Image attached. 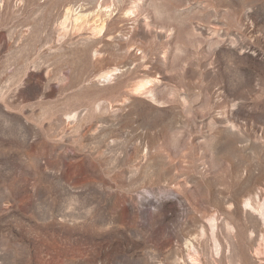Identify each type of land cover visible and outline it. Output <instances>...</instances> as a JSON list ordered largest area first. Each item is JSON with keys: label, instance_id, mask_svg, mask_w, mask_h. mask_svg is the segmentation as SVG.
Here are the masks:
<instances>
[{"label": "rangeland", "instance_id": "obj_1", "mask_svg": "<svg viewBox=\"0 0 264 264\" xmlns=\"http://www.w3.org/2000/svg\"><path fill=\"white\" fill-rule=\"evenodd\" d=\"M0 264H264V0H0Z\"/></svg>", "mask_w": 264, "mask_h": 264}]
</instances>
